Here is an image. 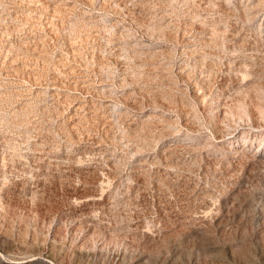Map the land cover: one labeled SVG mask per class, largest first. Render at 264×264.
I'll list each match as a JSON object with an SVG mask.
<instances>
[{"label": "rangeland", "instance_id": "1", "mask_svg": "<svg viewBox=\"0 0 264 264\" xmlns=\"http://www.w3.org/2000/svg\"><path fill=\"white\" fill-rule=\"evenodd\" d=\"M0 264H264V0H0Z\"/></svg>", "mask_w": 264, "mask_h": 264}]
</instances>
